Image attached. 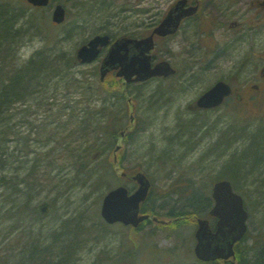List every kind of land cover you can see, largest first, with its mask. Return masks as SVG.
I'll return each instance as SVG.
<instances>
[{
    "label": "rangeland",
    "instance_id": "rangeland-1",
    "mask_svg": "<svg viewBox=\"0 0 264 264\" xmlns=\"http://www.w3.org/2000/svg\"><path fill=\"white\" fill-rule=\"evenodd\" d=\"M1 2L16 11L14 27L22 25L14 39V45L18 46L15 48L16 65L28 62L42 50L44 55L54 59L57 56L68 65L62 78L51 80V90L44 92L41 89V93L36 90L22 103L14 104L16 131L8 138L7 145L14 158L4 161L3 167L0 161V174H16V178L27 176L29 180L37 178L39 185L37 187L33 182L28 189L21 184L27 194L25 197L18 195L11 205L15 206L13 213L22 210L26 216L19 219L17 214H13L12 219L0 223L3 230L0 235L18 223L24 225L31 235L26 237L17 233L11 237L10 243L8 241L10 246L17 247V242L30 237L47 244L50 235L55 233L61 242L53 245L54 252L49 260L56 256L54 262L59 261L61 250H64L66 253L59 264H196L193 255L194 225L179 223L174 228L176 220L168 213L171 210L195 211L196 216H206L212 184L222 177L232 179L234 187L247 198L251 223L248 232H264V169L258 171L255 168L248 173L244 171L246 169L235 172L230 167L232 156H240L244 146L250 143L249 139L240 141L243 136H254L255 140L261 138L259 141L264 148V114L249 120L233 119L223 107L213 110L195 107L196 98L216 78L229 71L227 65L214 55L203 60L199 51H194L191 59L185 62L189 63L188 67H179L178 75L183 74V78L177 76L166 82L151 80L129 84L127 96L120 99L113 91L99 90V73L94 70L98 61L86 64L69 61L78 47L96 33H108L113 37L146 33L148 26L163 16L170 0H53L50 6L40 11L18 0ZM54 3L64 5L67 11L66 21L55 28V39L51 38L50 32L54 28L49 26ZM127 4L133 9L148 11L135 13L133 10L131 13L129 9L125 10ZM42 11L46 21L38 22L35 17L41 16ZM156 46L155 60L169 58L166 39L158 41ZM62 79L64 82L61 83ZM87 86L94 89L85 92ZM65 99L72 100V103L62 108L68 104L67 101L61 104ZM86 103L98 110L97 116L105 112L101 119L108 116L110 110L121 115V131L126 130V135H129L121 139L117 153L121 157L120 167L116 171L122 169L130 174L142 171L149 177L153 192L149 204L153 205L155 215L165 220L163 225L146 221L131 228L119 223L108 224L100 216L102 197L110 188L118 184L136 187L128 178L115 176V179L113 175L110 179L112 174L107 176L104 168H109V162H113V141L102 142L100 159L103 161L99 164V160L96 159L95 163L92 160L90 166L89 173L94 175L84 183L76 181L73 158H69L68 152L62 149L63 145L73 148L75 143L72 140L76 135H62L60 131L62 124L67 126L68 132L76 128L72 118ZM60 109L68 113L64 118L58 116ZM132 115L133 123L130 120ZM81 118L87 120L92 117ZM54 132L56 139L47 138ZM62 136L66 140L61 145ZM94 137L95 131L85 145ZM69 150L71 153V148ZM36 156H39L38 166L33 164ZM42 163L52 171L42 172ZM103 173L106 176L98 180ZM197 196L203 198L201 201L205 202L206 209L201 207L199 199H194ZM25 201L27 207H23ZM34 205L38 211L35 214L34 210L33 217ZM5 237H0V246L10 238Z\"/></svg>",
    "mask_w": 264,
    "mask_h": 264
},
{
    "label": "trees",
    "instance_id": "trees-1",
    "mask_svg": "<svg viewBox=\"0 0 264 264\" xmlns=\"http://www.w3.org/2000/svg\"><path fill=\"white\" fill-rule=\"evenodd\" d=\"M1 3V1H0ZM41 14V13H40ZM15 16L16 11L10 10L9 8L3 6L0 4V146L2 147V151L0 152V161H2L1 167L4 165V161L7 159H12L13 153L8 151V142L9 137L14 134L16 130H14V127L16 123L13 122L15 119V113L14 111V104L15 103H22L24 99L29 94L34 93V91L38 90L41 93V89L45 90L44 92H47L48 90H51V80H59V78H62V75L65 70H67V64L65 65L64 61L57 59V56H54L55 59L51 56L44 55L42 51L36 52L31 59L24 63V64H18L17 63V56L15 48L18 47L14 45V39L15 35H17L18 32L22 29V25H18L17 27H14L15 23ZM42 16V17H41ZM41 16H36L38 22H44L46 21L45 17L43 15V12ZM51 38H55L54 31H51ZM59 60V62H58ZM65 60V59H64ZM66 61V60H65ZM68 61V59H67ZM69 61H72L74 63L76 61L75 56H72L69 58ZM77 64V62H75ZM69 66H72L69 64ZM60 67V69H59ZM50 76V77H47ZM53 82V81H52ZM64 82V80H61V83ZM55 83V82H54ZM53 83V84H54ZM39 84V85H37ZM46 86V87H45ZM98 87L99 90H104L106 92L111 91L113 88L118 89L119 84H113L112 87L107 88L106 85L99 83ZM49 88V89H47ZM94 87L87 86L85 88V92L89 90H93ZM67 101L66 107L63 106L62 108H67L72 103V100L65 99L61 103L62 105L65 104ZM71 102V103H70ZM55 103V102H54ZM83 113L81 115L84 116H91L92 118L83 120L80 116V113ZM19 114L25 113V112H18ZM86 113V114H85ZM98 110L92 107L89 103L85 104V107L82 108L76 117L72 118V123L76 126L75 129H72L71 132H68L67 126L65 124H62V128L60 131V134H71L75 133V138L72 140L73 148L72 146H66L63 145L62 149L66 150L68 153L69 158H73L72 160V167L75 169V177L77 180L84 183L87 181L88 178L92 177L94 173H89L91 170L90 166L92 164L91 159V152L94 150H102L101 146H103L102 142L108 141L112 142L114 139L118 136L119 131L121 130V126L123 125L121 122V115H117L114 110H110L105 118L101 119L103 116H105V112H102L101 116H97ZM68 114L65 110L59 111L58 116L61 118H64V115ZM72 117V116H71ZM52 125L54 124V120L51 121ZM71 124V123H70ZM95 131V137L92 139L93 141H89L86 145L85 142L89 140L90 135L92 137V132ZM50 137H54L56 139V132H54L52 135L48 136L47 138L50 139ZM247 137V138H246ZM66 137L62 136L61 145L64 144V140ZM250 140L249 145L244 146V149L241 151L240 156H232L231 161L232 164H230V167L234 169L235 172H239L241 170L251 172L255 168L258 169H264V148L262 147V144L260 143L259 137H257L258 140H255L254 136L248 137L243 136L240 141ZM56 142V140H55ZM85 145V146H84ZM69 148H71L72 152L70 153ZM94 149V150H93ZM3 155V156H1ZM39 156L35 157L34 166H38L40 164L39 162ZM25 162V159H23ZM50 160V159H49ZM48 160V161H49ZM53 159H51L52 161ZM98 163L101 164L103 159H100L98 157ZM27 161V160H26ZM95 163V160H94ZM43 164V167H42ZM41 164V171L51 172L52 168H45L44 163ZM107 165V164H106ZM109 168H104L106 173L109 176L110 179L115 174L114 171V164L109 163ZM111 167V168H110ZM251 167V169H250ZM45 169V170H44ZM248 169V170H247ZM257 171V172H258ZM106 173H103L98 177V180L103 178V175L106 176ZM255 173V172H254ZM253 173V174H254ZM257 175V173H256ZM39 177V176H38ZM29 178L23 177V178H16V174L12 175H6L1 173L0 174V223L7 219H12L13 214H17V217L23 218L26 215L23 214L21 211H17L13 213V210L15 206H12L13 200L16 199L18 195L25 197L27 194L24 192V189L20 187V185H26V187L29 189L35 182L34 185L38 187V179L37 178ZM66 185V183H64ZM35 187V186H34ZM25 195V196H24ZM196 197V196H194ZM193 197V198H194ZM200 196H197L196 199H199L201 202V205H204L201 200L203 198H199ZM150 198V197H149ZM149 198H147V202L143 204L142 208L146 210V206H148L146 212H150L151 214H156L152 210L153 205L149 204ZM193 199V200H194ZM24 202V201H23ZM27 201L23 203V207L26 206ZM10 204V205H9ZM200 205V206H201ZM22 207V206H21ZM27 207V206H26ZM203 207V206H201ZM22 209V208H21ZM26 209V208H24ZM33 213L32 216L34 217L37 213V207L36 205L32 206ZM35 210V214H34ZM196 215L195 211L191 212H184L182 210L178 212H174L171 210L170 215L173 217V220H176V223H173L174 228L177 227L179 223H185L190 224L191 221L193 222V215ZM178 222V223H177ZM64 223H67L65 221ZM24 225H20L19 223L16 224V226L8 231L5 232L3 235H0V237L5 238L10 237L6 244H3L0 246V264H45L48 261H52L53 264H59L61 259H63V255L66 253V251L61 250L60 253V259L59 261L54 262V259L51 258L49 260L51 254L54 252L53 245L60 244V240L56 238L57 236L55 233H52L50 235V242L45 244L44 242L40 241L39 239H34L33 237L28 238L27 240H30L27 242L21 241L17 242V247L10 246V241L16 235L17 233L21 235L31 236L30 233H28L25 229ZM2 229H0V234L2 233ZM15 232V233H13ZM67 232V231H64ZM13 233V234H12ZM10 234V235H9ZM12 237V238H11ZM4 238V239H5ZM9 241V243H8ZM66 250L69 248H65ZM63 263V262H62Z\"/></svg>",
    "mask_w": 264,
    "mask_h": 264
},
{
    "label": "flooded vegetation",
    "instance_id": "flooded-vegetation-1",
    "mask_svg": "<svg viewBox=\"0 0 264 264\" xmlns=\"http://www.w3.org/2000/svg\"><path fill=\"white\" fill-rule=\"evenodd\" d=\"M181 11L188 13L180 19L173 33L164 37L155 35V41L167 40L169 47L167 60L176 72L168 77H154L149 81L166 82L174 80L177 76L183 78V74L178 75L179 67L182 65L188 67L189 63L185 62L191 59L194 51H199V56L203 60L214 55L227 65L229 71L216 78L208 88L217 81H224L229 85L230 92L220 105L202 110L223 107L233 119L249 120L262 116L264 0H170L165 13L161 19H155L150 30L158 25L165 15L175 16ZM152 58L154 62L157 61L155 54H152ZM133 121L131 119L132 123ZM233 189L242 196L248 208L246 196L236 188ZM249 218L248 212L247 232L233 244V253L229 257H217L207 261L194 257L196 264H264V232H248L251 224ZM218 220L217 217L210 218L215 229Z\"/></svg>",
    "mask_w": 264,
    "mask_h": 264
},
{
    "label": "water",
    "instance_id": "water-1",
    "mask_svg": "<svg viewBox=\"0 0 264 264\" xmlns=\"http://www.w3.org/2000/svg\"><path fill=\"white\" fill-rule=\"evenodd\" d=\"M34 5H46L48 0H28ZM185 12H182L184 14ZM182 14L175 16L167 15L153 32L140 39L121 38L111 44L109 51L101 64V77L110 68L121 66L118 75H123L126 81H130L132 75H136L133 80H144L153 75H167L173 70L167 62H161L154 67L150 65V56L146 54L153 46V34L165 35L174 31ZM64 18V9L61 5H56L52 20L60 22ZM172 26V28H171ZM108 43L107 35H96L82 45L77 51V57L82 62L93 60L99 53L98 46ZM229 92V87L219 81L203 95L196 104L201 107H211L219 104L224 95ZM139 186L128 194L124 186L111 189L102 200L100 214L108 223L115 221L136 226L146 215L139 216V203L147 194L149 181L141 172L133 176ZM213 198L215 205L211 209V214L219 216L218 227L215 232L210 230L206 219H198V227L195 235L198 244L195 247V254L198 258L208 260L214 257H227L232 254V244L246 230L247 213L243 208L241 197L232 191L228 181L222 180L214 184Z\"/></svg>",
    "mask_w": 264,
    "mask_h": 264
}]
</instances>
